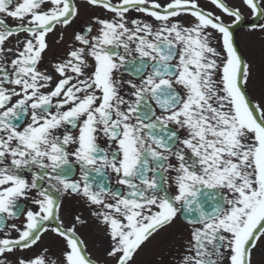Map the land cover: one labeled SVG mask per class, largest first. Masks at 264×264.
Here are the masks:
<instances>
[{"label":"snow or ice","instance_id":"snow-or-ice-1","mask_svg":"<svg viewBox=\"0 0 264 264\" xmlns=\"http://www.w3.org/2000/svg\"><path fill=\"white\" fill-rule=\"evenodd\" d=\"M241 5L264 20V0H0V264H138L178 222L155 264H264Z\"/></svg>","mask_w":264,"mask_h":264},{"label":"rangeland","instance_id":"rangeland-1","mask_svg":"<svg viewBox=\"0 0 264 264\" xmlns=\"http://www.w3.org/2000/svg\"><path fill=\"white\" fill-rule=\"evenodd\" d=\"M229 2H234L235 4L240 5L241 0H229ZM204 6L206 10H211L219 14L218 10L210 3H204ZM241 11L245 19L238 27H234L233 29L235 41L239 52L252 65V75L248 84V92L253 102H259L262 93H264V33L252 31L250 29V24L255 22L256 18H253L250 11L242 5ZM225 20L230 22L227 17H225ZM257 22H264V20L259 18ZM74 209L82 210L77 202L71 201L69 203V210L65 214L66 217L71 215ZM93 228L94 225L87 229H81L80 231L89 242L90 250L95 256L97 255L98 250L102 251L104 241L92 230ZM188 235L187 228L180 222L173 225L171 228L162 231L137 257L138 264H155L157 256L160 253H168V255L164 257V260H171L173 256L177 255V251L171 247L172 244L175 243L178 246L183 244L184 239H186ZM45 243L51 244L52 241L49 239L46 240Z\"/></svg>","mask_w":264,"mask_h":264},{"label":"flooded vegetation","instance_id":"flooded-vegetation-1","mask_svg":"<svg viewBox=\"0 0 264 264\" xmlns=\"http://www.w3.org/2000/svg\"><path fill=\"white\" fill-rule=\"evenodd\" d=\"M69 31H71V30H69ZM62 52H63V47L57 46V47H54L53 52H50L48 55L52 56L53 53H62Z\"/></svg>","mask_w":264,"mask_h":264},{"label":"bare ground","instance_id":"bare-ground-1","mask_svg":"<svg viewBox=\"0 0 264 264\" xmlns=\"http://www.w3.org/2000/svg\"><path fill=\"white\" fill-rule=\"evenodd\" d=\"M235 37V36H234ZM234 41H235V39H234ZM235 43H236V41H235Z\"/></svg>","mask_w":264,"mask_h":264}]
</instances>
